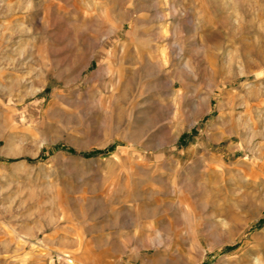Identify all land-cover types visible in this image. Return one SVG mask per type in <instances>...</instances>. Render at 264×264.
Here are the masks:
<instances>
[{
  "label": "rangeland",
  "instance_id": "1",
  "mask_svg": "<svg viewBox=\"0 0 264 264\" xmlns=\"http://www.w3.org/2000/svg\"><path fill=\"white\" fill-rule=\"evenodd\" d=\"M0 264H264V0H0Z\"/></svg>",
  "mask_w": 264,
  "mask_h": 264
}]
</instances>
